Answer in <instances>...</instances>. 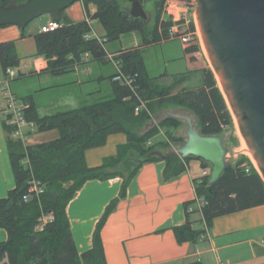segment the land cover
<instances>
[{
  "label": "trees",
  "instance_id": "obj_1",
  "mask_svg": "<svg viewBox=\"0 0 264 264\" xmlns=\"http://www.w3.org/2000/svg\"><path fill=\"white\" fill-rule=\"evenodd\" d=\"M26 1L0 0V4L10 6ZM165 1L158 3L156 22L150 31L144 20L132 17L118 0H82L84 19L72 20L65 15L64 9L59 11L60 27L36 34L34 56L47 59L46 72L53 76L74 72L77 66L90 60L99 63L111 60L118 71L110 75L112 92L106 99L86 101L70 109L44 114L33 95L23 99L27 104L25 117L35 124V132L58 131V137L52 140L25 142L14 136L15 127L5 118L15 186L0 198V227L8 232V238L0 242V260L7 258L9 264H107L103 226L118 202L127 196L131 181L146 162L164 160L165 181L186 172L192 160H199L201 167L208 171L194 179L196 198L184 203L185 221L172 227L179 243L196 245L218 216L264 204V178L247 155L230 160L224 173L209 189V163L193 156H163L153 151L157 144L169 146L167 139L154 141L163 131L171 141L179 145L185 142L184 137L171 134L172 129L182 126L180 119L165 117L146 132L137 133V128L150 120L157 95H169L174 87L190 79L189 73L194 74V71L181 73L170 84H161L147 69L144 46L174 38L171 29L175 22L162 14ZM95 22L104 28L101 37L89 34ZM195 28V23L191 22L190 29L195 31ZM130 31L141 34V45L118 49L109 58L112 52L107 44ZM184 44L188 58H195L201 51L198 36ZM0 60L5 73L8 68L20 65L16 41L0 42ZM196 72L201 73L199 85H186L170 99L196 115L202 134L221 135L234 126L233 114L212 67L206 66ZM115 133H125L127 141L119 144L117 152L106 156L100 165L90 166L87 150L105 145L108 137ZM132 151L140 155V160L130 168ZM114 177L123 179L121 191L97 222L92 247L80 252L72 232L68 204L86 182ZM196 213L201 214L200 218L195 217ZM187 264L202 262L194 260Z\"/></svg>",
  "mask_w": 264,
  "mask_h": 264
},
{
  "label": "crops",
  "instance_id": "obj_2",
  "mask_svg": "<svg viewBox=\"0 0 264 264\" xmlns=\"http://www.w3.org/2000/svg\"><path fill=\"white\" fill-rule=\"evenodd\" d=\"M80 1L84 19L86 13L83 2ZM94 10L95 8L92 7V11ZM7 26L14 27L4 29ZM41 31L30 36L35 40L36 34ZM27 37L25 28L19 25L0 26V42L16 41L18 54L21 57L17 71L24 74L27 80L38 78L44 83L43 78L50 74L46 72L48 61L43 56H34L37 45L33 52L26 51ZM136 45H140V42ZM82 65L76 67L72 82H84L81 78ZM89 73H92L91 70ZM5 78L6 73L0 60V198L5 197L15 186L8 137L4 127L3 108L6 104V95L2 85ZM16 79L10 83V89L15 95L21 100L29 95L34 96L33 93L19 94L15 88ZM63 79L64 77L61 80ZM49 87L51 85L42 86L37 88V91ZM34 99L36 101L35 96ZM126 141L125 133L111 134L105 145L87 150L88 164L100 165L106 156L115 154L118 145ZM28 143L36 142L30 140ZM165 165L164 160L144 163L131 181L127 196L118 202L115 210L108 217L102 229L107 264H187L194 260H200L202 264L264 262V204L218 216L203 240L196 245L190 242L179 243L172 227L185 221L184 203L196 198L194 179L202 176L206 170L201 165L193 168L190 163L186 172L175 179L165 181L163 177ZM122 183L121 177L90 180L68 204L67 212L80 252L92 247L97 222L108 204L119 195ZM200 215L196 213L195 217L200 218ZM7 238V230L0 227V242ZM0 264H9V262L5 258L0 260Z\"/></svg>",
  "mask_w": 264,
  "mask_h": 264
},
{
  "label": "water",
  "instance_id": "obj_3",
  "mask_svg": "<svg viewBox=\"0 0 264 264\" xmlns=\"http://www.w3.org/2000/svg\"><path fill=\"white\" fill-rule=\"evenodd\" d=\"M77 0H27L0 4V26H27L50 13L55 20ZM135 19L149 21V0H127ZM204 48L230 110L264 178V0H190ZM171 116L186 120L187 139L175 151L164 154L193 156L211 165L209 189L231 160V149L222 135H205L190 114Z\"/></svg>",
  "mask_w": 264,
  "mask_h": 264
},
{
  "label": "rangeland",
  "instance_id": "obj_4",
  "mask_svg": "<svg viewBox=\"0 0 264 264\" xmlns=\"http://www.w3.org/2000/svg\"><path fill=\"white\" fill-rule=\"evenodd\" d=\"M118 1L123 9L129 11L130 4L127 0ZM160 1L161 0H149L147 2V11L151 15L149 21L146 22L148 31L153 29L155 25L156 16L158 13V3ZM184 1H186V3H189L192 7L190 0H175L174 2H177L178 6L177 9L173 8L176 13L171 14L170 10L168 9V0H166L162 8L163 17L172 18L175 24L178 23L177 20L181 17L183 11L182 8L185 6ZM192 11L193 9L190 10L191 13ZM83 14L84 11L80 0H77L75 3L65 9V15L72 20L78 21L83 19ZM190 16L193 17L192 14ZM47 19L50 21L53 20L52 15L50 13L42 14L41 16L32 20L25 27V33L28 35L25 41L27 52H33L36 49L35 40L32 36H30V34L37 33L42 30V27L44 25H48L50 21H46ZM194 21L197 26V36L199 37L201 43V51L196 53L195 58H188V56L185 55L184 42L179 36H176L172 39L163 40L162 42L157 44L146 45L143 48L144 60L147 69L151 76L157 78V81L159 83L170 84L174 80V77L176 78L181 73L187 74L189 71H194V74L191 75L189 73L190 79L174 87L170 91L169 95H157L156 99L154 100V108L151 109V118L143 126L137 128L138 134H141L151 129L153 126L158 124L163 118L170 117L171 113L192 115L194 125L196 128L199 129L198 118L196 117V115L170 99L171 96L179 93L186 85L192 87L199 85L201 81V73L196 72L198 69H201L206 66L212 67V64L210 62V59L204 48L200 36L196 18ZM11 27L14 26H7L4 29H12ZM181 30L184 29L181 28ZM104 33L105 31L102 25L98 22H95L93 29L90 31L89 34L91 36L101 37ZM142 41L143 39L139 32L130 31L124 33L120 39L108 43L107 48L113 54L121 48H132L140 46ZM138 42H140V45H136ZM13 68L18 70V66H15ZM81 70V78L82 80H84L83 83L72 82L74 78V76L72 75H75V72H71L61 76H53L49 74L48 76L43 78L44 83H41L42 79L38 78H31L27 80L25 79L24 74L18 72V76L16 77L17 79L15 80L18 84L15 83V88L17 89V92L19 94L33 93L36 98V102L39 105L40 112L43 114L51 113L58 110L70 109L76 107L82 102H93L95 100L106 99L111 97L112 84L110 75L112 74V72L118 71L117 67L111 60L105 63H99L98 61L90 60L88 64L82 65ZM90 70L92 72L91 74L89 73ZM102 75H104L105 77L101 78ZM63 77V81H67V83H63V81L61 80ZM49 85H51V87L45 90L37 91V88ZM136 113H138V111H136ZM180 120L183 123L182 126L177 129H172L171 134H174L177 137L182 136L185 138L186 141V129L188 124L186 120ZM58 135L59 133L57 130H51L41 133L35 132L34 134L28 136L27 142H29L30 140L35 142L48 141L58 137ZM221 135L231 149V160L237 159L238 156L241 154L247 155L253 160L252 154L250 155L246 150V142L240 132L235 117L234 126L224 131ZM162 139H167L169 141V146L163 147V145L157 144L153 148V151H161L164 154H168L175 151L180 146L179 144L171 141L169 139V136L165 135L164 131L154 137L155 142ZM177 155L180 156L179 154ZM130 158L131 160L129 167L133 168L134 164L138 163V161L140 160V155L137 152L132 151L130 153ZM196 165H201L200 161L192 160L191 166L194 168Z\"/></svg>",
  "mask_w": 264,
  "mask_h": 264
},
{
  "label": "built area",
  "instance_id": "obj_5",
  "mask_svg": "<svg viewBox=\"0 0 264 264\" xmlns=\"http://www.w3.org/2000/svg\"><path fill=\"white\" fill-rule=\"evenodd\" d=\"M175 0H168V9L170 10L171 14L176 13L173 8L177 9V2ZM181 2V1H180ZM190 2V1H189ZM182 3V2H181ZM185 6L182 8V15L177 21L183 20V23H176L171 29V36H179L184 43L190 42L195 36H197V26L196 30L192 31L190 29L191 22L195 23V15L194 11L192 13L190 10L193 8L190 6L189 3L184 1ZM173 10V11H172ZM193 15L191 17L190 15ZM61 23L55 19L49 22L48 25H44L42 27V31H52L56 28L60 27ZM183 28L184 30H181ZM182 31V32H181ZM90 37V35H87ZM199 38V37H198ZM113 54H109V58H112ZM18 75V71L10 67L6 71V78L3 81V90L5 91L6 97V104L3 108V114L5 118H7V123L15 127L14 136L21 138L23 141L27 142V138L30 135V131L35 132L36 126L34 123L29 122L24 114V109L27 107V104L24 100H21L17 95H15L10 89V83L13 79H15ZM120 78V76H117ZM140 110V106L136 108V111ZM208 173L206 170L204 174ZM42 229V227H40Z\"/></svg>",
  "mask_w": 264,
  "mask_h": 264
},
{
  "label": "bare ground",
  "instance_id": "obj_6",
  "mask_svg": "<svg viewBox=\"0 0 264 264\" xmlns=\"http://www.w3.org/2000/svg\"><path fill=\"white\" fill-rule=\"evenodd\" d=\"M220 83V82H219ZM220 86H221V83H220ZM246 142V141H245ZM246 150L248 151V153L251 155V152H250V150H249V148H248V145H247V143H246Z\"/></svg>",
  "mask_w": 264,
  "mask_h": 264
}]
</instances>
